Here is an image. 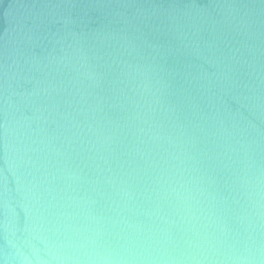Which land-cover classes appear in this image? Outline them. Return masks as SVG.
<instances>
[{
	"label": "water",
	"instance_id": "95a60500",
	"mask_svg": "<svg viewBox=\"0 0 264 264\" xmlns=\"http://www.w3.org/2000/svg\"><path fill=\"white\" fill-rule=\"evenodd\" d=\"M0 264H264V0H0Z\"/></svg>",
	"mask_w": 264,
	"mask_h": 264
}]
</instances>
